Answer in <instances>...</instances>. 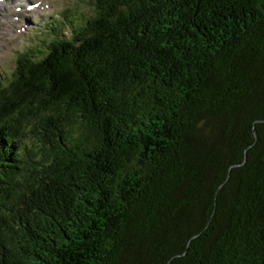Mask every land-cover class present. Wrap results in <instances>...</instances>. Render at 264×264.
Instances as JSON below:
<instances>
[{"label":"trees","instance_id":"trees-1","mask_svg":"<svg viewBox=\"0 0 264 264\" xmlns=\"http://www.w3.org/2000/svg\"><path fill=\"white\" fill-rule=\"evenodd\" d=\"M89 2L0 75V264H264V0Z\"/></svg>","mask_w":264,"mask_h":264},{"label":"rangeland","instance_id":"rangeland-1","mask_svg":"<svg viewBox=\"0 0 264 264\" xmlns=\"http://www.w3.org/2000/svg\"><path fill=\"white\" fill-rule=\"evenodd\" d=\"M89 1L0 0V75H10L16 57L28 47L34 50L40 46L37 40L42 36L40 31L49 27V23L53 22L54 28L59 27L62 35L68 37L73 22L91 14Z\"/></svg>","mask_w":264,"mask_h":264},{"label":"bare ground","instance_id":"bare-ground-1","mask_svg":"<svg viewBox=\"0 0 264 264\" xmlns=\"http://www.w3.org/2000/svg\"><path fill=\"white\" fill-rule=\"evenodd\" d=\"M21 1V0H20ZM23 1V0H22ZM20 3V2H19ZM23 6V5H22Z\"/></svg>","mask_w":264,"mask_h":264}]
</instances>
